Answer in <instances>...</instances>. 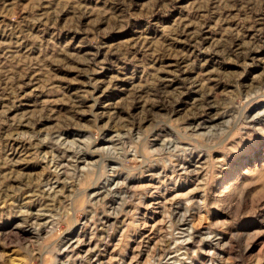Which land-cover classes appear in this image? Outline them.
Instances as JSON below:
<instances>
[{
  "label": "rangeland",
  "instance_id": "rangeland-1",
  "mask_svg": "<svg viewBox=\"0 0 264 264\" xmlns=\"http://www.w3.org/2000/svg\"><path fill=\"white\" fill-rule=\"evenodd\" d=\"M4 2L0 0V34L8 38H0V132L13 131L22 115L29 116L32 128L22 135L25 141L38 143L37 132L50 134L64 128L79 131L75 141L84 142L85 152H91L93 141L99 145L104 133L123 128L126 139L134 138L132 146L139 156L132 157L126 140L118 148L88 153V167H63L66 173L54 183L57 192L52 199L39 190L56 178L57 173L43 158L55 146L53 139L49 135L42 138L43 149L27 150L18 158L20 163L6 159L1 142L0 264H57L68 259L59 257L54 247L44 250V245H55L72 224L71 228H77L101 212L113 216L91 235L96 249L90 259L95 257L102 264H179L173 262L179 258L194 264H264V115L246 118L248 112L264 107V0ZM181 24L187 25L183 33L178 30ZM194 31H200L197 40L191 36ZM14 32L22 38L16 40ZM96 79L99 89L92 92ZM152 100L155 104L148 110L150 106L144 104ZM210 116L211 130L205 138L194 137L185 129L192 121ZM168 136H172V146L178 139L172 156L160 143L164 137L169 141ZM83 138L87 140L81 141ZM147 144L149 150L161 148L149 153ZM198 150L208 154L201 160L203 167H197L201 168L199 176L193 171L188 177L187 173L177 175L182 185L169 197L177 196L161 205L149 204L154 215L142 226L143 221L136 219L141 217L142 198L147 193L142 184L148 176L141 156L161 167L168 158L174 162L177 155L189 158L191 151ZM112 158H116L118 175L134 177L127 184L133 196L126 195L124 183L119 187L104 184L112 193L103 190L100 195L106 196L88 202L86 194L98 183L97 171L108 174L107 160ZM166 179L162 189L173 186ZM160 193L166 196V192ZM41 207L53 212L58 209L50 233H40V224L22 219L27 210ZM185 208L198 231L223 235L209 254L202 247L215 241L199 234L190 241L187 258H183L175 238L182 228L176 214Z\"/></svg>",
  "mask_w": 264,
  "mask_h": 264
},
{
  "label": "bare ground",
  "instance_id": "bare-ground-1",
  "mask_svg": "<svg viewBox=\"0 0 264 264\" xmlns=\"http://www.w3.org/2000/svg\"><path fill=\"white\" fill-rule=\"evenodd\" d=\"M8 0H6V2H4L5 4L7 3ZM3 2V1H2ZM167 2V1H165ZM4 4V5H5ZM165 5V4H164ZM168 5V4H167ZM113 6V5H112ZM227 7V6H226ZM165 8V7H164ZM169 8V7H168ZM200 8V7H199ZM230 9V8H229ZM81 12V11H80ZM89 14V13H88ZM213 15V14H212ZM5 16V15H4ZM85 16V15H84ZM53 17V16H52ZM57 18V17H56ZM73 18V17H72ZM91 19V18H90ZM256 19V18H255ZM38 21V20H37ZM96 22V21H95ZM33 23V21H32ZM75 23V22H74ZM205 23V22H204ZM33 25V24H32ZM37 25V24H36ZM118 25V24H117ZM27 26V25H26ZM122 26V25H121ZM263 26V25H262ZM212 27V26H211ZM252 27V26H251ZM256 27V26H255ZM12 28V26H11ZM19 28V27H18ZM18 28L16 30H18ZM186 28H187V25L185 24H181L180 25V28L178 29L179 32L183 33L186 31ZM7 29V28H6ZM26 29V28H25ZM250 29V28H249ZM9 30V29H8ZM13 30V28H12ZM22 30V28H20V31ZM29 30V29H28ZM26 30V31H28ZM201 31V29H199ZM5 31V30H4ZM14 31V30H13ZM19 31V32H20ZM200 31H194L192 32L191 36L194 38V39H198L199 36H198V32ZM228 31V30H227ZM18 32V31H17ZM178 32V31H177ZM178 32V33H179ZM25 33V32H24ZM15 34V32H14ZM27 34V32L25 33ZM29 34V33H28ZM180 34V33H179ZM11 35V34H10ZM16 35V34H15ZM175 35V34H174ZM7 37L8 36L6 34H0V38L1 37ZM12 36V35H11ZM10 36V37H11ZM173 36V35H172ZM206 36V35H205ZM16 38V40H18L19 38H22L21 35H16L14 36ZM186 37V36H185ZM204 37V36H203ZM174 39V38H173ZM201 40V39H200ZM233 40V39H232ZM199 41V40H198ZM228 41V40H227ZM144 42V41H143ZM193 43V42H192ZM198 44V42L196 43ZM200 44V43H199ZM229 48V47H228ZM224 49V48H223ZM222 49V50H223ZM118 51V50H117ZM122 51V50H121ZM219 51V50H218ZM225 51V50H224ZM227 52V51H226ZM225 52V53H226ZM86 53V52H85ZM93 53V52H92ZM224 53V54H225ZM245 53V52H244ZM243 53V54H244ZM228 54V53H226ZM239 54V53H238ZM94 55V54H93ZM181 55V54H180ZM188 55V54H187ZM95 56V55H94ZM175 56V55H174ZM79 57V56H78ZM88 57V56H87ZM96 58V57H95ZM94 57L92 59H95ZM83 59V58H82ZM86 65V64H85ZM165 65V64H164ZM88 66V64H87ZM159 70V69H158ZM191 70V69H190ZM209 71V70H208ZM161 72V71H160ZM191 72V71H190ZM210 72V71H209ZM164 74V73H163ZM113 76V75H112ZM28 77V76H27ZM209 77V76H208ZM110 78V77H109ZM122 78V77H121ZM162 79L164 77H161ZM168 78V77H167ZM100 79V78H99ZM98 82H100L98 79L95 80V84L93 85V89H92V92H96L98 91L99 89V85H98ZM113 82V81H112ZM262 83V82H261ZM264 83V82H263ZM25 85V84H23ZM193 85V84H192ZM92 87V86H91ZM156 87V86H155ZM68 89V88H67ZM134 89V88H133ZM164 89V88H163ZM89 90V89H88ZM105 90V89H104ZM159 90V89H158ZM103 91V89H102ZM149 91V90H148ZM164 91V90H163ZM24 92V91H23ZM76 91H74L75 93ZM79 92V91H78ZM134 92V91H133ZM166 91H164L165 93ZM205 92V91H204ZM80 93V92H79ZM150 94V93H149ZM24 95V94H23ZM95 95V94H94ZM154 95V94H153ZM248 95V94H247ZM93 96V93L92 95ZM258 96V95H257ZM7 97V96H6ZM139 97V96H138ZM146 97V96H145ZM148 97V96H147ZM203 97V96H202ZM83 98V97H82ZM81 98V99H82ZM201 98V97H199ZM198 99V96L197 98ZM202 99V98H201ZM208 99V98H207ZM130 100V98H129ZM132 100V99H131ZM130 100V101H131ZM74 101V100H73ZM194 101H197V100H194ZM81 102V101H80ZM201 102V101H200ZM205 102V101H204ZM208 102V101H207ZM73 103V102H72ZM168 103V102H166ZM197 103V102H195ZM195 103H192V104H195ZM212 103V101H211ZM130 104V103H129ZM155 103H153V100H152V103H145L144 106L145 107H148L150 106V108H147L148 110H151V106L154 105ZM191 104V105H192ZM202 103H198V105H201ZM264 104V103H263ZM7 105V104H6ZM163 105V104H162ZM197 105V104H196ZM206 105V104H204ZM8 106V105H7ZM74 106V104H73ZM202 106V105H201ZM216 106V105H215ZM197 107V106H196ZM214 108V106H211ZM143 108V107H142ZM198 109H200V106L197 107ZM196 108V109H197ZM212 108V109H213ZM202 109V108H201ZM143 110V109H142ZM144 111H145V108H144ZM193 112V111H192ZM196 112V111H195ZM209 112V111H208ZM194 113V112H193ZM200 113V112H199ZM243 113H246V112H243ZM249 114H246V118H248L249 116H251V118H255V117H259V115H264V107H262L260 110H257L255 113L253 112L252 114H250V112H248ZM51 114V113H50ZM210 114V113H209ZM214 114V112H213ZM216 114V113H215ZM218 114V113H217ZM216 114V115H217ZM101 114L99 113V116ZM207 115V114H206ZM212 115V114H211ZM44 116V115H43ZM96 116V115H94ZM31 117V116H30ZM38 117V116H37ZM189 117V116H188ZM196 117V116H194ZM215 117V116H214ZM190 118V117H189ZM34 119V118H33ZM42 119V118H40ZM193 119V118H192ZM191 119V120H192ZM212 116H210L208 118V120H201V121H192V123H190L192 126H185V129L188 128L191 130L189 134H191L192 136L194 137H203L205 138L209 133V131L211 130V127H210V124L209 122L211 121ZM29 116H24L22 115L18 122L14 123V127H13V131L11 132H6V134H3L0 132V143L2 142L4 144V147H5V153H6V159L9 160V161H12L13 163H20V160L18 159L23 153L25 154L26 152L30 150H39L40 148L43 149V147L45 146L44 142L42 141V138L43 139H47L48 135L50 136L51 139H53L54 141V147L51 148L49 150V154H44L43 155V158H44V162L48 165V167H52L53 168V171H55L57 174L55 175L56 178L55 180L52 182V183H45V185L47 186L46 188H41V190H39V192H41L42 194H44V197L47 196L50 197L53 199L55 196H56V190L53 189V187L55 186L54 183L58 182L60 180V177H62L63 175H65L66 171L65 169L63 170V167H68L69 165L73 164L74 167L76 168H83V167H88V165L86 166V164H88L86 161V157L88 155V153H92V152H97V150H111V149H115V148H118L119 146H121L122 144H124L125 140L126 142H129V146H130V149H129V152H131L132 154V157H135V156H139V154L137 153V149H135L132 145V141L129 139H126L127 138V131L123 130L122 129H119V130H115V132L109 134L108 132L104 133L102 138H101V143L98 145L96 143H91L93 146H94V149L93 151L91 152H85V148H83L84 146V142L83 144H78V142H76L75 140L77 139V136L80 135L79 131L76 132L74 130L70 131V130H66L64 128L62 129H58V130H54L52 133L48 134L46 132H40V133H36V136L39 137L41 140L40 142L38 143H31V142H28L30 139H27V141H25V137H22L23 134L27 133L32 127H31V123L29 121ZM39 120V118H38ZM226 121V120H225ZM227 122V121H226ZM38 123V122H37ZM225 123V122H224ZM227 124V123H226ZM125 126V125H124ZM129 127V126H127ZM133 127V126H132ZM192 127V128H191ZM210 127V128H209ZM125 128V127H124ZM130 128V127H129ZM128 128V129H129ZM208 128V130H207ZM126 129V128H125ZM131 129V128H130ZM36 130V129H35ZM206 130V131H205ZM114 131V130H113ZM122 131V132H120ZM213 132V131H211ZM130 133V132H129ZM132 133V131H131ZM136 133V132H135ZM140 134V132H138ZM172 133V132H171ZM187 133V131L183 130V134ZM139 134H136V137L135 138H139ZM153 134L155 135L154 132H152V136ZM158 133H156L155 136H157ZM30 135V134H29ZM135 136V134H134ZM133 137V136H132ZM169 138L172 137V136H168ZM85 138L81 139V141H83ZM90 139V138H89ZM155 139V138H154ZM196 139V138H195ZM198 139V138H197ZM196 139V140H197ZM78 140V139H77ZM87 140V138L85 139ZM141 140V139H140ZM178 140V139H177ZM177 140L175 141L174 145H170V144H173V139L170 138L169 141H168V138L166 139L165 137L160 141V143L163 144V146H167L165 149L166 151H168L169 153V156H172V151L178 147L177 144ZM82 143V142H81ZM125 146V145H124ZM128 146V147H129ZM184 146V145H183ZM161 148V146H159ZM145 148L147 149V151L149 153H151V151H156L157 149H160V148H157V149H148L150 148V145L147 144L145 146ZM126 149V148H125ZM189 149V148H188ZM28 150V151H27ZM45 150V149H44ZM124 150V149H123ZM127 150V149H126ZM162 150V149H161ZM113 153L115 152L114 150H112ZM119 151V150H118ZM125 151V150H124ZM165 151V150H164ZM103 152V151H102ZM192 153H189V158H187L186 156H180L177 155L174 162H172L170 160V158H168V163L167 164H164V166H157L158 164L156 162H148V157L147 156H141V162L142 163H145L144 166L142 167H147L144 171L146 172V175L148 176V178L146 179V183L145 184H142V186L145 188L144 190L147 191V193H144V196L142 198V203L143 204V208L140 209V214H141V217H137V221H143L141 222L142 223V226L145 225L147 223V220L150 219V216L154 215V212L153 211H149L148 210V205L150 204H155V205H161L162 201L164 200H168V199H172L175 197L174 195H176L175 193L172 195V197H169V195H171V192H175L177 190H179V186L178 184L181 182H178V179L179 177H177V175L179 176H183L184 174H186V176L188 177L189 176V173L190 171H193L196 175V176H199V173H200V169L201 168H197V167H203L201 166L202 164L201 163V160L207 158L208 154L206 151L204 150H198L197 153H194L193 151H191ZM109 153V152H108ZM113 153H109V154H112L113 156ZM122 153V152H121ZM160 153V152H159ZM185 153V150L183 151L182 154L180 155H183ZM120 154V153H119ZM126 154V153H124ZM129 154V153H128ZM187 155V156H188ZM116 158L118 156L115 155ZM121 156V155H120ZM67 157V158H66ZM108 157V156H107ZM111 157V156H110ZM114 157V156H113ZM116 158H112V159H108L107 160V166L108 167L107 169V172L108 174H105V175H102L101 172L97 171V175H96V180H97V186L94 187L90 192H88L86 194V197L88 199V202L90 201H94L95 198H98L99 195L101 194V192L103 190L112 193L111 191L113 189L110 188H105L104 184H107V185H114V186H120L122 185L123 183L127 186V188H124V192L126 193V195L128 196H133L132 195V192L130 191L131 187L130 185H127L128 183L132 182L131 178H134L133 176H130L129 174H123V176L121 177L122 173H120L118 175V170H117V162H116ZM24 159V158H23ZM122 159V158H120ZM119 160V159H118ZM160 160V159H159ZM247 160V159H246ZM15 161V162H14ZM21 161L22 158H21ZM151 161V160H149ZM195 162H198L197 165H193V163ZM94 163V162H93ZM120 163V162H119ZM192 163V164H191ZM120 165V164H118ZM14 166V165H13ZM90 166V165H89ZM102 167V166H101ZM189 167H191L189 169ZM240 167V166H239ZM75 169V168H74ZM101 169V168H100ZM63 170V171H62ZM98 170V169H97ZM68 174L69 171H68ZM168 174V175H167ZM30 175V174H29ZM118 176L120 178H122L123 181H120V180H114V178H118ZM184 177V176H183ZM30 178V177H29ZM28 178V179H29ZM168 179L169 180V183L173 184V186L171 185L170 187L171 188H166L163 187V185H161L165 179ZM27 179V180H28ZM67 179V178H66ZM99 179V181H98ZM138 179L140 181H143L142 180V177L139 176ZM166 179V180H167ZM203 179V178H202ZM32 180V179H31ZM58 180V181H57ZM63 180L65 181V179L63 178ZM185 180V179H184ZM191 180V179H190ZM30 181V179H29ZM63 183H67V182H64ZM199 181H201V178L199 179ZM28 183V182H27ZM196 183H198L196 181ZM202 183V182H201ZM25 185V184H24ZM58 185V184H57ZM66 185V184H65ZM182 185V184H181ZM67 186V185H66ZM76 186V185H75ZM166 186V184H165ZM12 187V186H11ZM10 187V189H11ZM23 187V186H21ZM68 187V186H67ZM78 187V186H77ZM76 187V188H77ZM122 187V186H121ZM104 188V189H102ZM196 188V186L193 187V191H196L194 190ZM13 189V188H12ZM69 190H72L73 189V186L71 184H69V187H68ZM77 190V189H76ZM163 191V192H166V196H164V193H160V191ZM11 191V190H10ZM18 192V190H16ZM61 191H62V188H61ZM75 191V190H74ZM73 191V192H74ZM169 194H168V193ZM192 192V191H191ZM189 191V193H191ZM8 193V192H7ZM53 193V194H52ZM59 193V192H58ZM77 193V192H76ZM12 194V193H11ZM68 194V193H67ZM70 194V193H69ZM68 194V195H69ZM107 194V193H106ZM104 196H106L105 194H103ZM103 195H100L103 196ZM115 195V194H114ZM123 195V194H122ZM7 196V194H6ZM71 196V195H70ZM74 196V195H73ZM177 196V195H176ZM37 198H39L37 196ZM103 198V197H102ZM120 198H122L120 196ZM127 199V197H125ZM203 198V197H202ZM101 199V198H100ZM130 199V198H129ZM201 199V198H200ZM204 199V198H203ZM203 199L199 202L201 203L203 201ZM120 200V199H119ZM102 201V200H101ZM122 201V200H121ZM26 202L29 203V200H27ZM71 203V202H70ZM169 203V201H168ZM120 205V204H119ZM117 206V205H116ZM154 206V205H152ZM46 207V206H45ZM53 207V206H52ZM70 207V206H69ZM110 207V206H109ZM145 207V208H144ZM156 208V206H154ZM178 207V206H177ZM118 208V207H117ZM183 208V207H182ZM57 209V208H56ZM70 209V208H69ZM68 209V210H69ZM109 209V208H108ZM116 209V208H115ZM153 209V208H152ZM186 209V210H185ZM184 209V212L183 213H179V214H175L177 215V218L181 221V225H182V228L179 230V236L176 237L175 241H177L183 251H182V254H184L183 258H187L186 254L188 252V249L190 247V241L193 240L194 237H197V235L200 234V236L202 235L203 237L206 236L208 238H210L212 241H215L214 245H211V242L208 243L206 242L204 245H203V253L206 254V252L209 254V252L212 251V249L214 248L215 244H220L221 241L224 239L223 238V235L219 234L218 232H210L209 230H205L204 232H200L196 229L195 227V224L194 222L192 221V216L191 214L188 212L187 208ZM58 210V209H57ZM57 210H55L57 212ZM71 210V209H70ZM110 210V209H109ZM113 212H115L113 209H111ZM169 210V209H168ZM172 210V209H171ZM53 212V209L52 208H44V207H41L37 210H34V211H26L25 213H23V221L25 222H28V221H31L32 224H37V225H41L40 227V233L41 231L43 232H51L52 230L55 229V221H54V216L53 215H57L56 212ZM72 211V210H71ZM130 211V210H129ZM156 211V210H155ZM109 212V211H107ZM88 213V212H87ZM92 213V212H91ZM111 213V212H110ZM110 213H105L104 212H101L99 214V216L97 217L96 215L92 216V218L90 217L89 219L85 220L86 222L82 223L79 225V227L77 226V228H71V225L69 229H67L65 232H63V234H61L58 239L56 240V242H54L55 245H44L45 249L44 250H48L49 248H52L54 247V249H56V251H58V255L59 257L61 256H67L69 257L68 259H62V260H59V263L57 264H102V261L99 260V259H96L94 257L95 260H92L90 259L91 255H92V252L96 249L95 246H96V243H94V240H93V236H91L92 234L94 235L95 231H96V227L99 225V226H104V224H109V221L110 219L113 217ZM156 213V212H155ZM159 213V212H158ZM165 213V212H163ZM162 213V214H163ZM168 213V212H167ZM173 213V214H174ZM138 214V213H137ZM64 215H65V212H64ZM139 215V214H138ZM116 216V215H115ZM170 216V214H169ZM54 217V218H53ZM168 217V216H167ZM142 218H144V220H142ZM165 218V217H164ZM168 219V218H166ZM124 221V220H123ZM165 221V220H164ZM159 222H162V221H159ZM24 223V222H23ZM22 223V224H23ZM30 223V222H28ZM75 223V222H74ZM113 223V222H112ZM139 223V222H138ZM21 224V223H20ZM78 224V223H77ZM111 224V223H110ZM148 224V223H147ZM167 224V223H166ZM13 226H18V224H14ZM148 226V225H147ZM151 226V225H150ZM19 227V226H18ZM39 227V226H38ZM69 227V226H68ZM100 228V227H98ZM151 228V227H150ZM166 228V227H165ZM34 229V228H32ZM146 229V228H145ZM148 229V228H147ZM168 229V228H167ZM148 231H151V230H148ZM29 233H32V230L29 232ZM144 233V232H143ZM147 233V232H146ZM150 233V232H149ZM145 234V233H144ZM20 235V234H19ZM32 235V234H31ZM42 235V234H41ZM22 236V235H21ZM146 236V235H144ZM143 236V237H144ZM37 237H39V233L37 234ZM41 237V236H40ZM152 237V235H151ZM202 238V237H201ZM208 238H205V239H208ZM38 239V238H37ZM198 239V238H197ZM204 239V241H205ZM166 240V239H165ZM195 240V239H194ZM39 241V240H38ZM168 241V240H167ZM166 241V242H167ZM136 242V241H135ZM202 242V241H201ZM199 243V242H198ZM169 244V243H168ZM193 244V243H192ZM38 245V243H37ZM29 245L27 244V247ZM135 246V245H134ZM138 246V245H137ZM37 247V246H36ZM43 247V246H42ZM43 247V248H44ZM136 247V246H135ZM134 247V248H135ZM132 248V247H131ZM141 248V247H140ZM165 248V247H164ZM138 249V248H137ZM140 250V249H138ZM158 250V249H157ZM98 252V250H96ZM159 251V250H158ZM214 251V250H213ZM128 252V251H127ZM142 252V251H140ZM138 253L136 256L138 257H141V253ZM202 252V251H201ZM143 253V252H142ZM91 254V255H90ZM136 256H131L132 259L135 258ZM146 256V255H145ZM208 256V255H207ZM99 257V256H98ZM124 257V256H122ZM168 258V257H167ZM166 258V259H167ZM170 258V257H169ZM60 259V258H59ZM165 259V260H166ZM205 259V258H204ZM123 260V259H122ZM121 260V261H122ZM146 260V259H145ZM179 264H194L192 261L193 260H187L186 262L184 261V259L182 260L181 258L179 259H174L173 262H175ZM121 263V262H120ZM145 263V262H144ZM121 264H125V263H121ZM128 264H138V262H134V263H128ZM210 264V263H209Z\"/></svg>",
  "mask_w": 264,
  "mask_h": 264
}]
</instances>
